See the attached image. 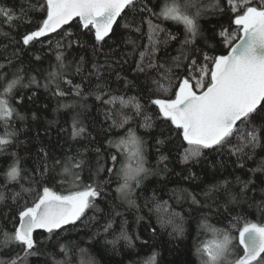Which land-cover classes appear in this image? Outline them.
I'll return each mask as SVG.
<instances>
[{
	"label": "snow or ice",
	"instance_id": "1",
	"mask_svg": "<svg viewBox=\"0 0 264 264\" xmlns=\"http://www.w3.org/2000/svg\"><path fill=\"white\" fill-rule=\"evenodd\" d=\"M209 9L211 15L226 17L228 26L217 23L206 28L205 24H211L205 19L210 14ZM28 10H38L42 19L34 30L23 35L24 46L50 34H56L60 39L55 42V63L44 70L43 83L37 78L40 69L33 70L35 75H29L23 67L11 78L0 75V127L3 128L0 157L4 161L0 166V177L4 181L0 184V204L9 209L7 213L0 210V252L3 253L0 264H29L31 257L40 255L49 257L45 264H102V258L108 252L120 254L121 243L134 251L137 241L140 246L150 248V254L131 259L133 252H129L128 264H159L160 252L148 241L141 240L138 233L130 234L127 220L120 222L118 232L114 225L116 218L123 215L117 211L118 207L127 205L139 210L137 189L149 176L168 172L169 156L161 152V147L172 144L174 139L179 142L177 147L187 145L179 155V162L184 165L200 163L205 150L209 153L227 150L230 157H236L231 178L217 179L213 173L200 192L172 190L178 201H190L192 206H198L190 208V211L201 213L198 233H210L213 237L210 242H200L195 247L200 264H264V157L254 161L256 150L264 151V0H224L223 4L221 0H163L162 3L157 0L156 4L151 0H42L37 5L28 4ZM128 12L148 16L149 44L140 53L135 71L154 70L157 73V77H150L153 87L147 89V102L157 109L155 119L136 96L125 99L108 94L109 98L104 100L106 93L100 83L96 85V99L111 106L105 113L106 119L111 120L109 133L113 129H125L134 117H142L139 128L145 130L146 136L158 126L157 120L161 122L159 137L163 138H155L159 153L157 168L147 166V140L133 127H127L123 135L107 139L109 149L115 151L106 159L100 148L95 149L94 170L83 152L57 157L45 148L37 152L34 167L25 168V158L13 150L24 143L19 139L21 131L15 121L24 122L28 118L17 107L25 100L20 89L43 87L58 100L66 97L69 91L82 97L81 85L73 84L67 78L71 64L66 63L64 50L73 45L83 47L80 37L90 35L93 52L102 51L115 35L114 25ZM0 16L11 27L14 21L27 18V12L21 9L20 15H16L13 9L0 5ZM152 17L174 22L183 29L177 54L163 63L156 58L160 46L167 47L179 37L160 24H153ZM27 22L31 23V20L27 19ZM123 27L130 28L131 25L125 23ZM74 35L76 39H72ZM51 43L49 40V45ZM126 43L135 48V41ZM218 45H222L226 53L210 54L217 51ZM35 60L40 61L41 57L37 55ZM83 60L80 57L76 62V74L81 73ZM181 67L185 74L174 73V69ZM93 69L99 80L100 66L94 64ZM116 75L120 79L119 73ZM25 79L27 83H24ZM125 81L131 83L126 78ZM65 85L72 87L65 91ZM33 96L35 92L27 99L32 100ZM73 106L58 104V108ZM126 109H131L134 116L126 114ZM31 118L37 119V114L32 112ZM70 135L73 140L91 135L78 112L71 116ZM249 161L255 162L256 166L248 168ZM86 165L90 173L88 183L82 178ZM211 167L223 169L225 162L217 161ZM236 170H246L249 175L242 178L235 174ZM102 173L105 174L103 178ZM258 173L261 176H257ZM184 179L201 180V177L188 169ZM113 183L116 184L113 199L121 203L109 202L105 223L102 229L88 237V246L82 247L83 241L62 242L61 233L75 229L88 210L104 212L97 201L104 200ZM11 185H18L20 190L8 196L6 190ZM26 196H31V201ZM9 199L11 205L6 203ZM151 199L155 200V193ZM154 210L161 227H172L170 236H184V217L180 213L171 211L166 201L156 203ZM250 216H256V219H250ZM212 217L224 226L212 224ZM142 219L137 217V222ZM37 230L47 233L44 240L36 239ZM101 232L111 235L112 239H104L100 244L96 237ZM152 233L155 236V229ZM45 241H54L51 247L58 251H44L41 245ZM97 245L100 246L97 248Z\"/></svg>",
	"mask_w": 264,
	"mask_h": 264
},
{
	"label": "trees",
	"instance_id": "2",
	"mask_svg": "<svg viewBox=\"0 0 264 264\" xmlns=\"http://www.w3.org/2000/svg\"><path fill=\"white\" fill-rule=\"evenodd\" d=\"M40 2L42 0H0V5L13 9L16 15H20L21 9L27 12V18L14 21L11 27L5 22L4 17L0 16V66H2L0 67V75H7L8 78H11L12 74L21 67L25 68L29 75H35L36 72L33 70L40 69L41 74L37 78L43 83L44 70H47L50 64L55 63V42L60 39V36L50 34L46 38L34 41L29 46H24L22 43L23 35L34 30L39 20L42 19V14L38 10H28V4L37 5ZM151 2L152 4H156L157 0H151ZM160 2L162 3L163 0H160ZM223 2L224 0H221L222 4ZM208 11L210 14L205 19L210 20L211 24H205L206 28L214 27L217 23L223 24L225 27L228 26L226 17L222 18L220 15H211L212 10L209 9ZM27 19H30L31 23H28ZM151 19L153 24H160L161 27L173 31L179 37L178 40L171 42L167 47L164 45L160 46V51L156 54V58L163 63L177 54L180 46L179 40L183 39V29L181 25H176L171 21H162V19H156L155 17ZM125 23L130 24L131 27H123ZM137 27L140 28V31H136ZM72 30L73 32L77 31L75 27ZM114 31L115 35L103 47L102 51L93 52L92 37L90 35L80 37L81 43L84 45L83 47L73 45L71 48L64 50L66 63L71 64V67L68 69L67 78L71 79L73 84L81 85L83 91L82 97H76L73 92L69 91L72 87L70 85L64 86L65 91H69V94L60 100L52 96L51 92L46 91L43 87L36 88V86H32L28 89H20L21 94H25V100L22 106L17 105V107L28 118L24 122L15 121V126L21 131L19 139L24 141V143L13 150L25 158V168L29 170L33 168L37 159V152L40 148H45V150L51 151L57 157L64 153L83 152L85 160L91 162L90 166L94 170L96 162L95 149L100 148L101 153L106 159L111 152L115 151L114 149H109L107 139L114 135H123L127 127L136 128L139 134L147 140V166L154 169L157 168L159 153L156 151L155 138L159 137V133L162 130L160 127L161 122L157 120L156 124L158 126L150 130L146 136L145 130L139 128L142 117H134L126 125L125 129H113L109 133L107 130L111 124V120L106 119L105 113L111 106L104 104L102 100L96 99V85L100 83L104 86L103 90L106 93L103 97L104 100L109 98L108 94L123 96L125 99L136 96L141 99V103L145 105L146 111L153 116V119L156 116L157 109L147 102V89L148 87H153L150 77H157V73L154 70H148L146 73L135 71L137 61L140 59V53L145 51V46L149 44L148 16L147 14L128 12L126 16L118 20L117 25H114ZM72 39H76V36L74 35ZM161 39H163V34H161ZM49 40L52 41L51 45H49ZM128 40L135 41V48L132 44L126 43ZM225 53L226 49L222 45H218L217 51L210 54ZM37 55L41 57L40 61L35 60ZM80 57L84 58L82 71L76 74V62L80 61ZM94 64L100 66L99 80L93 69ZM117 73H119L120 79H117ZM174 73L183 75L185 74L184 68L174 69ZM125 78L127 81H131V83L126 84ZM24 83H27V79H25ZM173 83L175 85V81ZM33 92H35V96H33L32 100H28L27 96H32ZM58 104H72L74 106L72 108H58ZM32 112L37 114V119L33 120L31 118ZM77 112L80 113V119L91 135H85L73 140L70 135V123L71 116ZM125 112L128 115L134 116L131 109H126ZM50 121L53 123H49ZM2 131L3 128L0 127V132ZM165 135H168L166 131ZM235 142V139H233V143ZM178 143L174 139L172 144L166 143L161 147V152L169 156L168 172L149 176L143 182L141 188L137 189L139 210L130 209L127 205L117 208V211L123 213V215L116 218L114 227L118 232L120 222L127 220L130 234L138 233L141 240L148 241L149 245H152L160 252L159 264H200L195 254V247L200 242H210L213 237L210 233H198L197 226L201 213L190 211V208L198 206H192L190 201H178L172 190L187 189L191 192H200L213 173H216L217 179L224 176L231 178V174L234 172L233 161L236 157H230L227 154V150L223 153H209L205 150L204 157L201 158L200 163L184 165L179 162V155L187 145L184 144L182 147H177ZM256 152L257 155L254 157V161L258 162L264 157V151L257 149ZM217 161H224L225 167L223 169H219L218 167L212 168L211 164ZM3 164V158L0 157V166ZM255 166L256 163L253 161L247 163L248 168ZM159 168H163V165H159ZM188 169H191L192 172L201 177V180H185L184 177L188 175ZM89 174V166L86 165L82 173L85 183L89 182ZM235 174L240 175L242 178H247L249 175L246 170H236ZM104 176L105 174L102 173L101 178ZM257 176H261V174L258 173ZM201 181H204V183H201ZM3 183V178L0 177V184ZM115 187L116 184L113 183L107 190L108 195L104 200L97 201L99 207L104 209V212H97L94 209L88 210L82 220L77 222L75 229H72L70 232L61 233L62 242L83 241L81 246H88V237L102 229L105 223L106 213L109 210V202L115 204L121 203L113 199L116 196ZM19 190L18 185H11L6 190V195L10 196L13 191ZM57 190L61 189L57 188ZM153 193H155V200L151 199ZM25 198L29 201L32 199L31 196H26ZM198 198L203 200V197ZM257 199H259V195H257ZM165 201L171 211L180 213L184 217L186 231L182 238L170 236L169 233L172 232V227H161L158 221V214L154 210L155 205L156 203H163ZM6 203L7 205H11V200L9 199ZM0 210L4 213L9 211L5 204H0ZM203 211H207V209ZM137 217H143V219L137 222ZM249 218L256 219V216H250ZM210 222L217 227L224 226L223 224H217L215 217H212ZM0 223H2V220H0ZM8 228H11V224L8 225ZM152 229H155V236H153ZM34 235L36 239L44 240L47 233L37 230ZM104 239H112V236L101 232V235L96 237V240L100 241V244H103ZM136 243L137 248L134 251L126 248L121 243L119 246L120 254L116 255L113 252H108L102 258V264H109V261L111 264H120V261L128 264L129 252H133L131 259L147 257L151 249L140 246V241ZM52 244H54V241H45L41 245V248L46 252L58 251V248L51 247ZM99 246L97 245V248ZM136 253H139V256ZM93 254H95V250H93ZM0 256H3L2 252H0ZM56 258L60 259L61 257ZM47 259L49 257L45 255L31 257L29 264H45Z\"/></svg>",
	"mask_w": 264,
	"mask_h": 264
}]
</instances>
